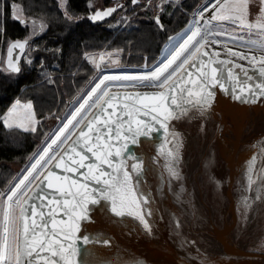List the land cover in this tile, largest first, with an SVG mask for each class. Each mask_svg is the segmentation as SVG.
I'll return each instance as SVG.
<instances>
[{
  "label": "snow or ice",
  "instance_id": "1",
  "mask_svg": "<svg viewBox=\"0 0 264 264\" xmlns=\"http://www.w3.org/2000/svg\"><path fill=\"white\" fill-rule=\"evenodd\" d=\"M131 3L137 5L139 0ZM257 4L259 10L252 14L250 7ZM89 7H93L91 2ZM116 10L97 9L88 19L103 20ZM206 12L212 13L207 19ZM197 15L199 19L193 18L183 33L170 37L174 47L168 56L154 65H143L147 71L101 76L83 102L67 114L51 142L33 154L38 158L26 175L0 192V264H86L90 248L112 246V238L102 230L89 231L96 210L90 206L99 205L110 225L123 229L130 218L137 232L154 238L157 192L181 180L178 163L183 139L171 122L206 119L218 94L242 104H264V0H209ZM155 22L163 28L159 16ZM237 30L249 39L237 35ZM213 36L251 45L259 55L233 51L220 40L210 39ZM27 43L14 41L8 47L10 72H21L20 58L12 56L16 49L23 53ZM209 45L222 46L227 56L246 60L251 71L235 60L221 59L220 52L208 50ZM112 55L107 54L111 65L120 66ZM104 60L102 55L100 62L94 58L90 62L99 70ZM114 86L135 91H113ZM22 112L11 109L4 126L35 133L38 121L33 105H23ZM141 137L151 142L149 147L155 145L157 154L146 157L130 151L131 145L143 143ZM257 160L255 155L250 157L244 171V190L236 209L241 228L248 226L257 209L264 215V166L257 172ZM161 162L164 188L150 187L149 177ZM213 183L220 187L219 181ZM182 223L174 219L173 228L179 230ZM258 251L264 255V244ZM204 256V264H216Z\"/></svg>",
  "mask_w": 264,
  "mask_h": 264
},
{
  "label": "trees",
  "instance_id": "2",
  "mask_svg": "<svg viewBox=\"0 0 264 264\" xmlns=\"http://www.w3.org/2000/svg\"><path fill=\"white\" fill-rule=\"evenodd\" d=\"M89 1L67 0L64 12L59 0H0V192L13 182L17 172L14 165L24 164L36 151L49 130L47 117L61 114L68 100L95 74L92 64L83 59L85 52L107 47L121 51L123 62L128 64H140L142 54H148L149 61L154 60L163 41L180 30L187 22V14L205 2H169L146 13H141L137 4L127 8L129 20L117 19L116 12L105 21L92 22L86 15ZM17 5L21 6L22 15L16 12ZM157 16L162 29L155 22ZM25 39L30 41L20 61L22 70L10 72L6 63L8 46ZM15 101L33 103L38 119L35 133L4 126L5 115Z\"/></svg>",
  "mask_w": 264,
  "mask_h": 264
},
{
  "label": "rangeland",
  "instance_id": "3",
  "mask_svg": "<svg viewBox=\"0 0 264 264\" xmlns=\"http://www.w3.org/2000/svg\"><path fill=\"white\" fill-rule=\"evenodd\" d=\"M66 1L67 0H59V4L62 6V10L64 12L66 9ZM128 1L129 4H127V7L128 9H132V6L134 5H131L130 0ZM90 2L93 5V7L91 8L89 7ZM169 2H171V0H169ZM179 2L180 0H178V3ZM89 3L88 10L92 11L97 8H101L104 5H107L108 0H90ZM207 3H209V0H205V2L201 3L199 7H197L192 13L187 14L188 19H186V24L177 32L171 33L167 37V39L163 41L158 54H156L154 57V60L149 61L150 56L148 54H142L143 60L140 64H128L123 62V53L121 51L109 49L107 47L98 51L85 52L83 54V59L87 63L92 64L93 68L95 69V74L87 83H85L80 88V90H78V92L72 99L68 100L67 105L61 114L57 116L52 115L47 117L46 122L49 126V130L45 131L44 135L42 136L43 138L39 141L40 143L34 153H37L42 146L51 142V139L54 138L55 130L58 129L62 123L66 122V119L68 118L67 114L71 113L75 107H77L80 103L83 102L91 87H93L94 84L98 82L101 76L139 74L147 71V69L143 68V65L145 63L154 65L157 61H160L166 56H168L172 48L174 47L172 41L170 40V37H177L178 33L187 28L188 24L193 20L195 15V18L198 19L199 17L197 15V10L202 6L206 5ZM111 4L114 3L110 2V5ZM163 4H166L164 0H160L157 2L155 0H143L140 4L141 9L139 11H141V13L153 11L156 9L157 5L160 7ZM15 9L19 15H22L23 12L21 6L17 5ZM258 10V4L256 6L250 7V11L252 14L257 13ZM211 14V12H206L204 14L205 19H207ZM115 17L117 19L121 18L124 20H129L131 19V14H128L127 11H124V13L117 12ZM144 18L146 19L147 17L144 16ZM251 18L252 17L250 16V19ZM1 23L2 19L0 17V24ZM116 24L119 25V22H116ZM201 27L203 28V22H201ZM227 27L232 28L234 26L227 25ZM33 29H35V27H33ZM237 35L244 36L245 40L249 39L248 35L245 32H240L239 30H237ZM210 39L220 40L221 44H224L225 42H230L231 45L234 46L247 49L252 48V50L259 51L258 49L253 48L251 45L241 46L239 42L234 43L230 41L227 36H213ZM251 39H258V37L252 36ZM168 42H170L169 45H167ZM179 42V40L176 41V43ZM209 46L215 50H224V47L222 46ZM108 53L113 54L111 57L112 59H119L120 66L111 65V60H109L107 56ZM102 55L105 56V60L101 63L100 69L97 70L94 64L90 62V60L94 58L97 62H100V56ZM97 74L98 76L95 82L92 85H89L91 81L96 78ZM88 85L89 87L85 90ZM114 88L115 86L113 87V89ZM78 95L80 96L76 100ZM73 101L75 102L72 104ZM17 102H19V106ZM27 103H31L33 105L31 101H15L10 110L16 108L17 111L22 115V106ZM33 110L35 111L34 106ZM9 111L6 113L5 118H7ZM36 120L38 121L37 117ZM235 141H237V139L233 140V144ZM221 150H224V145L222 149L217 148L216 150L219 153V156ZM216 151H214V156L213 152H211L212 157L210 155L208 156V154L205 155V158L209 157L210 159L211 173L207 171L208 168L206 167V163L204 164L205 166L203 165L204 167L201 170L202 173L197 170V173L194 175V177H191L192 174L189 171L190 178H185V182H181L178 188L179 191L184 192L183 199L175 198L174 200H171V203L167 202V200H164L161 203L162 208L159 209L157 213V218H160V222L162 225L161 232L159 233V235L156 232L155 237L149 239L141 233L139 239L141 240L142 238H144L146 240L145 247L142 253V264H204V261L201 259V257L204 256L205 253L207 255L204 256V259L211 258V260L215 261L216 264H264V255H262L258 251L260 244H264V215H260L259 209H257L256 214L249 217L248 226L246 228H241L240 224L238 223V213L236 211L238 207V198L244 190V171L248 162L246 161L245 163H238L237 166L230 165V167H227V165L229 164L227 162L225 166L223 164L222 167L219 163L217 164V161L215 160ZM33 154L30 156L32 157L31 160L28 159V161L22 165H14L17 172L11 184H15L20 178L26 175V169H29L30 164L34 163L35 159L38 158L36 156H33ZM237 161L239 162V159ZM232 168L234 169L233 171ZM193 178L195 179L193 180ZM230 180L231 185L227 186V183H229ZM213 181H219L221 186L219 188L216 187ZM207 188L210 189L211 195L209 201H206V193L204 191V189ZM212 189H215L214 193H212ZM218 191L220 192L218 193ZM191 195L194 197H191ZM249 195H252V193H249ZM185 201L187 202V205L185 204ZM186 207L187 209H185ZM206 207H208L209 214H207L206 212ZM217 216L219 217L218 219H211ZM174 219H179L183 221L179 230H175L173 228ZM199 226H201L202 228L199 229ZM193 227L197 229L195 230L193 229ZM199 230L202 233H198ZM186 240L193 241L194 243H185ZM211 240H213V242L216 243L218 246L214 244L216 246L213 247L211 245ZM162 250L164 251V255H162ZM139 263L141 264V262Z\"/></svg>",
  "mask_w": 264,
  "mask_h": 264
},
{
  "label": "water",
  "instance_id": "4",
  "mask_svg": "<svg viewBox=\"0 0 264 264\" xmlns=\"http://www.w3.org/2000/svg\"><path fill=\"white\" fill-rule=\"evenodd\" d=\"M113 7L116 6H109L105 9ZM115 12H113L112 15ZM92 14L93 13H90L89 17ZM111 16L106 17L105 19H108ZM103 20L96 22H101ZM17 41H27L29 43L30 39ZM28 43L26 44L23 53H21L19 49L14 50L12 56L13 60L19 57L21 61L23 56L26 54ZM221 59L235 60L236 63L244 65L246 68H249V71H251V67L248 63L223 55H221ZM7 62L8 51L6 63ZM123 90L135 91V89H113V91ZM152 90L154 91V89ZM109 111H111V109H109ZM171 123L177 132L181 134L183 139L181 159L178 163V167L181 172V180L172 181L171 187L162 192H157L156 200L153 205L154 208L161 209V203L164 200L171 203L172 199H183L184 192L179 191L178 188L181 182H185V178H190L188 172L190 171L192 162L200 161V164L203 166L209 160V157L201 160L202 157L204 158L207 154L208 156H211V152L216 151L217 148L222 149L223 145H225L223 140L227 139V136L230 137L232 133H236L237 135L236 159L239 158L238 163L248 162L250 157L255 155L258 157L256 168L260 169L264 166V155H261V153L264 152V148H262V145H264V104H242L223 94H218L214 109L206 119L173 120ZM225 132H229L230 135L225 136ZM222 134H224V138ZM141 140H143V143L131 145L132 149H130V151L137 153V155H144L146 157L157 154L158 150L155 145L149 147L151 142L147 138L141 137ZM225 151L226 150L224 149V153ZM224 160H226L225 157ZM162 168L163 163L161 162L160 168L153 170V174L149 177V180L151 181L149 185L150 187L157 189L164 188L165 182L163 180L164 173L161 171ZM55 170L58 173L60 172V169ZM196 173L197 171L193 172L191 177H194ZM90 207H93L96 210L92 213L95 222L88 225L89 231L91 233H95L102 230L112 238V246L104 248L97 247L95 249L90 248L89 252L85 255L86 264H99L100 261L105 262V264H140L139 262L142 264V253L146 240L144 238L141 240L139 239L141 233L135 230V225L131 222V219L129 218V224L124 225L123 229H121L119 227L112 226L107 222L108 216L100 211L99 205ZM129 227L132 228V231H128ZM153 227L159 235L162 225L160 218H157V216L154 218ZM162 255H164L163 250Z\"/></svg>",
  "mask_w": 264,
  "mask_h": 264
},
{
  "label": "bare ground",
  "instance_id": "5",
  "mask_svg": "<svg viewBox=\"0 0 264 264\" xmlns=\"http://www.w3.org/2000/svg\"><path fill=\"white\" fill-rule=\"evenodd\" d=\"M196 16V15H195ZM195 16H194V18H195ZM199 19V18H198ZM228 48H231L233 51H238V52H241V51H246V52H242V53H245L246 55H249V56H251V55H253V54H255V55H259V51H256V50H252V51H249V49H247V48H242V47H238V46H234V45H231V44H226V43H224ZM224 44H222V45H224ZM208 49H209V51H212V50H215V49H213V48H211L210 46H208ZM215 51H218V52H220L221 53V55H223V56H227V54L225 53V50H215ZM227 57H229V56H227ZM229 58H234V59H236L235 57H229ZM238 60V59H237ZM240 61H242V62H245V63H248L246 60H240ZM232 130V129H231ZM232 133V132H231ZM223 135V138H224V134H222ZM226 135H230V133L229 132H225V136ZM235 139H237V135H236V133H232V135H230V137L229 136H227V139H224V149L225 150H227V152L225 151V153L223 152L224 150H221V152H220V156L218 155L219 153L216 151V158H215V160L217 161V164L219 163L222 167H223V164H224V166H225V164L228 162L229 164L227 165V167L229 166L230 167V165H238V159L239 158H237L236 159V142L237 141H235L234 142V144H233V140H235ZM215 155V152L213 151V156ZM220 157H221V159H220ZM224 157H225V159L226 160H224ZM204 159H206L205 158V156H204V158L202 157V159L201 160H204ZM213 159V158H212ZM200 165V166H199ZM213 165V164H212ZM205 166V165H204ZM204 166H202V164H200V161H195V162H192V165H191V168H190V173L192 174L193 172H196L197 170H199L200 171V173H202L201 172V170H202V168L204 167ZM214 166V165H213ZM190 167V166H189ZM199 167V168H198ZM206 167L208 168L207 169V171L209 172V173H211L210 171V167H211V162H210V159L206 162ZM226 167V168H227ZM214 168V167H213ZM234 169L232 168V171H233ZM258 170H260V169H257V172H258ZM189 173V172H188ZM204 173V172H203ZM198 175V174H197ZM201 176H202V174H201ZM208 178V177H207ZM206 178V179H207ZM195 178H193V180H194ZM218 179H219V177H218ZM229 180V179H228ZM205 184V183H204ZM239 184V183H238ZM231 185V180H230V182L229 183H227V186H230ZM221 186V185H220ZM208 187V186H207ZM211 188H213V187H211ZM234 189V188H233ZM204 191H205V193H206V201H209V198L211 197V195H210V189L209 188H207V189H204ZM221 191V190H220ZM220 191H218V193L220 192ZM188 192H190V191H188ZM203 192V191H202ZM215 192V189H212V193H214ZM224 193V192H223ZM237 193V192H236ZM221 194V193H220ZM234 194V193H233ZM187 195V194H186ZM217 195H219V194H217ZM236 195V194H235ZM191 197H194V196H192L191 195ZM190 197V198H191ZM220 197V196H219ZM178 199V198H177ZM216 199V198H215ZM234 199V198H233ZM178 203H180V202H178ZM207 203V202H206ZM218 203V202H217ZM185 204L187 205V202L185 201ZM207 205V204H206ZM215 206V205H214ZM218 206H219V204H218ZM217 207V206H216ZM185 209H187V207L185 208ZM184 209V210H185ZM221 210V209H220ZM220 210H219V213H220ZM187 211V210H186ZM206 212H207V214H209V210H208V207H206ZM211 218V217H210ZM219 217L217 216V217H215V218H211V219H218ZM199 229L200 228H202L201 226H199L198 227ZM193 229H195L194 227H193ZM197 229V228H196ZM195 229V230H196ZM198 233H202L200 230L198 231ZM203 237H205V236H203ZM212 241V246L213 247H215L217 244L216 243H214L213 242V240H211ZM203 244V243H202ZM214 244H216V245H214ZM220 244V243H219ZM218 246V245H217ZM166 250V249H165ZM242 252V251H241ZM252 258V257H251Z\"/></svg>",
  "mask_w": 264,
  "mask_h": 264
},
{
  "label": "flooded vegetation",
  "instance_id": "6",
  "mask_svg": "<svg viewBox=\"0 0 264 264\" xmlns=\"http://www.w3.org/2000/svg\"><path fill=\"white\" fill-rule=\"evenodd\" d=\"M94 1V0H93ZM142 1L143 0H139V3H138V5H140L141 3H142ZM110 2H112V3H114V4H111L110 5ZM129 3V1L128 0H108V4L107 5H104V6H102L101 8H97V9H105L106 7H109V6H116L117 7V10H116V12H123L124 13V11H126L127 10V4ZM120 5H123V7L121 8V7H119ZM131 5H133V4H131ZM125 8H126V10H125ZM97 9H95V10H97ZM95 10H92V11H88V13L86 14L87 15V17H89V14L90 13H93ZM115 12V13H116ZM114 13V14H115ZM113 14V15H114ZM205 14V13H204ZM112 15V16H113ZM106 20V19H105ZM104 21V20H103ZM102 22V21H101ZM225 43H230V42H225ZM231 44V43H230ZM27 48H28V46H27ZM26 51H27V49H26Z\"/></svg>",
  "mask_w": 264,
  "mask_h": 264
},
{
  "label": "built area",
  "instance_id": "7",
  "mask_svg": "<svg viewBox=\"0 0 264 264\" xmlns=\"http://www.w3.org/2000/svg\"><path fill=\"white\" fill-rule=\"evenodd\" d=\"M114 89H124V88H118V87L115 86ZM128 89H133V88H128Z\"/></svg>",
  "mask_w": 264,
  "mask_h": 264
}]
</instances>
